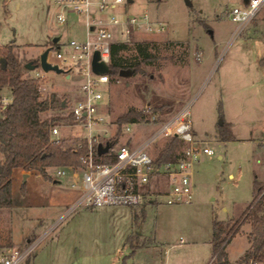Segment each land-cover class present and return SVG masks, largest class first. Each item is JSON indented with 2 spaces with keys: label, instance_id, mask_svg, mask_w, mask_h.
<instances>
[{
  "label": "rangeland",
  "instance_id": "obj_1",
  "mask_svg": "<svg viewBox=\"0 0 264 264\" xmlns=\"http://www.w3.org/2000/svg\"><path fill=\"white\" fill-rule=\"evenodd\" d=\"M241 5L243 0H126L119 4V16L148 11L153 20L165 23V29H132L119 41L126 42L118 51L125 63L140 56L138 44L154 57L144 64L145 73L119 75L103 85L109 136L113 142L139 143L151 134L156 121L167 120L189 105L197 137L214 149L213 154L199 156L192 175L196 185L192 201L170 204L161 194L142 205L80 206L68 214L62 212L66 207L49 214L47 204L29 206L15 210L0 225V235L10 231L12 245L22 246L28 236L47 232L35 250L40 252L35 264L207 263L212 257L214 217L238 218L255 197L254 179L264 183V4L237 33L229 12ZM59 9L49 0H0V45L13 41L20 56L32 64L49 48L50 60L62 64L53 38L59 36L61 49L66 50L70 38H86L87 25L83 15L76 14L69 15V23H61L56 16ZM36 71L44 70L37 66L30 73ZM49 72L54 76L40 78L43 95L52 91L66 95L67 108L53 111L65 115L78 97L79 80L67 78L64 72ZM133 106L147 111L146 120L126 123L119 135L116 118ZM225 121L233 134L229 139L220 135ZM78 132L61 126L62 136L75 137ZM165 139L154 142L150 152L156 155ZM53 168L47 166V175L41 174L49 179ZM68 174L73 180L71 170ZM30 181L42 185L45 179L33 174ZM57 183L61 190L71 188L67 180ZM249 230L246 222L227 242L231 260L243 254Z\"/></svg>",
  "mask_w": 264,
  "mask_h": 264
},
{
  "label": "built area",
  "instance_id": "obj_2",
  "mask_svg": "<svg viewBox=\"0 0 264 264\" xmlns=\"http://www.w3.org/2000/svg\"><path fill=\"white\" fill-rule=\"evenodd\" d=\"M60 6L57 19L61 23H69L70 14L78 17L83 15L86 21V38H70L65 43L69 48L62 50L59 39L55 42L56 58L66 73L81 77L78 97L69 106L65 115L70 122L56 124L51 128L52 139H65L68 147L78 149L87 144V150L81 155V163L74 165H56L55 171H49V180H59L71 170L74 179L69 186L80 190L76 202L70 205L66 214L80 204L103 205H142L154 202L158 196L165 194L167 203L190 202L195 196L193 172L199 156L202 153L213 154L214 149L207 145L206 140L200 139L195 133L190 118L189 105L183 107L175 116L167 120L156 121L157 125L143 141L135 144L129 142H113L110 138L108 123L107 100L103 85L110 81L108 71L97 73L93 70L92 61L96 51L99 60L109 65L112 44L125 39L132 29L147 31H163L165 23L153 20L148 11L118 15L119 4L126 0H49ZM264 0H247L241 6H234L229 12L236 22L235 31L241 32L256 16L263 6ZM55 45V44H54ZM48 60L52 63L56 61ZM45 71H36V77H43ZM40 88L44 85L40 80ZM43 94V91H42ZM12 101V96H0V108ZM134 123V122H131ZM61 126L78 129L75 137L62 136ZM131 128L130 124L126 129ZM177 135L185 142L181 155L175 161L159 163L150 152L149 147L162 137ZM111 142L107 151L98 152L100 142ZM115 156L113 161L98 160V155ZM81 172V173H80ZM162 178L167 182L164 189H155L156 181ZM62 181V180H60ZM151 182V189L146 185ZM45 235L28 240L22 246L8 245L0 251V264H24L36 250ZM249 264H259L250 260Z\"/></svg>",
  "mask_w": 264,
  "mask_h": 264
},
{
  "label": "trees",
  "instance_id": "obj_3",
  "mask_svg": "<svg viewBox=\"0 0 264 264\" xmlns=\"http://www.w3.org/2000/svg\"><path fill=\"white\" fill-rule=\"evenodd\" d=\"M56 46V43H54ZM126 42L116 41L112 44L109 74L111 81L120 75L122 69L131 73H145L144 64L154 57L146 52L145 47L138 44L140 56L137 59L124 62L118 51ZM2 59L6 60L3 65ZM29 60L21 57L16 43L9 42L0 45V88L10 90L12 101L6 104L0 112V208L11 207L14 203L12 194L13 170L22 167L25 170L37 169L44 176L47 175V166L74 165L81 163L80 157L87 150V144L78 149L68 147L65 139H52L51 128L56 124L70 122L67 115L61 112L67 108L66 95L60 96L57 91L43 95L40 88V78L31 74L27 65ZM39 66V61L36 62ZM52 111L50 115H45ZM147 111L130 107L118 115L116 123L117 132L122 134L124 125L129 122L146 120ZM220 135L222 139L233 137L229 122L221 124ZM185 146L179 136L166 137L159 146L155 160L159 163L175 161ZM98 160L113 161L115 156L102 154ZM162 178L155 183V189L161 190L167 186L162 184ZM151 182L146 188L151 189ZM163 185V186H162ZM255 197L238 218L213 219L212 259L217 264H249L256 260L264 264V183L258 178L254 179ZM246 222L251 225L248 233L250 245L247 250L235 261H231L225 250L227 242ZM132 246H135L132 243ZM125 264V261L122 263Z\"/></svg>",
  "mask_w": 264,
  "mask_h": 264
},
{
  "label": "crops",
  "instance_id": "obj_4",
  "mask_svg": "<svg viewBox=\"0 0 264 264\" xmlns=\"http://www.w3.org/2000/svg\"><path fill=\"white\" fill-rule=\"evenodd\" d=\"M246 2H247V0H243V4ZM64 74L66 75L67 78H71V77L75 76L74 74L69 75V73H65V72H64ZM45 76L51 77L54 75H52L49 71H45ZM75 77H77L79 81L81 80V77H79V76H75ZM5 88L6 87L0 88V96H11L10 90L5 91ZM77 92H78V90H77ZM2 109L3 108H0V112ZM195 133H196V130H195ZM194 171H195V168H194ZM33 174L40 176L41 179H45V181H42V185L40 183L37 184L35 182L30 181V177ZM72 178H74L73 175H72ZM61 179L67 180L68 182L72 181L71 175H69L68 173H67V175L61 177ZM46 182H49V185H46L45 184ZM57 182H60V181L56 180V179L52 180V181L49 179H46L37 169L25 170L22 167L14 168L13 180H12V194H13V198H14V203L11 207L0 208V225L2 226V223H4V224L7 223L9 221V219L11 218L12 213L15 210L21 211L22 209H25L26 207H29V206L41 207V206H44L47 204V206H48L47 212L49 214H52L55 211H57V209L60 210V208H64V207H66V208L63 209L62 212L66 211L70 205H72L74 202H76L78 200L81 192H80V190L75 189V188H70V189L66 188L65 190H61L62 188L59 187ZM193 182H194V180H193ZM194 187L196 188L195 182H194ZM80 206L86 207V208L98 207V206L80 204L71 212L75 211ZM233 217L235 218V216H233ZM233 217L227 216L226 218H223V219H229V218H233ZM250 227H251V225H250ZM145 231L146 230L140 231V234L145 233ZM149 233H150V231H148L147 234H149ZM9 234H10V231H7V234L5 236L0 235V250L4 247H6L8 245H12L14 243V241L12 240V237L9 236ZM46 234H47V232H45L41 235H46ZM41 235L38 234L37 236H41ZM30 239H32V238L28 236L27 240L24 241V243H22V244H25ZM249 245H250V240L248 237V243H247L246 247H244L243 253L247 250ZM33 254L34 255H32V257H31V263L35 264L34 261L36 260V262H37L40 252L35 251ZM228 257H229V255H228ZM210 258H212V257H210ZM210 258L208 259L207 263H205L206 261H204V263L205 264H213V262H211ZM229 259H230V257H229ZM231 261H233V260H231ZM204 263L202 262L200 264H204Z\"/></svg>",
  "mask_w": 264,
  "mask_h": 264
},
{
  "label": "water",
  "instance_id": "obj_5",
  "mask_svg": "<svg viewBox=\"0 0 264 264\" xmlns=\"http://www.w3.org/2000/svg\"><path fill=\"white\" fill-rule=\"evenodd\" d=\"M58 39H59V36H55L53 38V42H57ZM48 54H49V48L41 52L40 60H39V66H41L44 71L54 70L56 72H65L66 70L62 66H60L58 63H52L51 61L48 60ZM2 62H3V65L6 64L5 59H2ZM27 65L31 69L36 68L38 66V65H36V63L32 64L31 62H28ZM92 66H93V70L97 73L106 72L109 70V65L107 63L99 60L98 51H96L94 54ZM130 72L131 71L128 69H122L120 72V75L128 74ZM222 122H223V120L221 121V123ZM110 145H111V142H109V141L106 142V144H103L102 142H100L98 145V152L101 154L104 151H107L109 149ZM24 264H32L31 258H28ZM74 264H77V263H74Z\"/></svg>",
  "mask_w": 264,
  "mask_h": 264
}]
</instances>
